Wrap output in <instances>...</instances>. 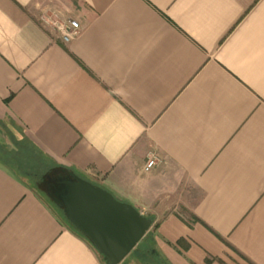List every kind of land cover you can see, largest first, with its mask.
Masks as SVG:
<instances>
[{
  "label": "crops",
  "instance_id": "crops-1",
  "mask_svg": "<svg viewBox=\"0 0 264 264\" xmlns=\"http://www.w3.org/2000/svg\"><path fill=\"white\" fill-rule=\"evenodd\" d=\"M9 123L151 219L164 264H264V0H0ZM0 264L105 263L0 164Z\"/></svg>",
  "mask_w": 264,
  "mask_h": 264
},
{
  "label": "water",
  "instance_id": "water-1",
  "mask_svg": "<svg viewBox=\"0 0 264 264\" xmlns=\"http://www.w3.org/2000/svg\"><path fill=\"white\" fill-rule=\"evenodd\" d=\"M60 198L46 194L62 209L66 220L103 257L105 264H120L151 226V219L130 204L116 200L107 190L71 173Z\"/></svg>",
  "mask_w": 264,
  "mask_h": 264
},
{
  "label": "rangeland",
  "instance_id": "rangeland-1",
  "mask_svg": "<svg viewBox=\"0 0 264 264\" xmlns=\"http://www.w3.org/2000/svg\"><path fill=\"white\" fill-rule=\"evenodd\" d=\"M22 136L27 137L20 131L19 127L13 123L0 124V156L4 158L2 161L4 164L3 166L30 186L61 218H63V214L59 207L48 197L45 189L48 177H52L56 167L54 164L51 165L50 161L45 160L36 153H32L30 148L28 149V147L22 145L24 143L21 140ZM11 137L14 141L10 139ZM17 140L21 141L19 144L22 145L18 149L15 148L14 143ZM1 148L3 149V153ZM4 151H7V153ZM185 206L189 207V204H180L177 211L181 216L187 218L189 216V211ZM148 233L144 235L145 238L143 237L131 253H129L131 256L137 254L135 258L137 260L139 258V262L135 259L128 260L130 258V256H128L125 262L126 264H164V261L160 258L159 253L156 252L152 242L147 239Z\"/></svg>",
  "mask_w": 264,
  "mask_h": 264
},
{
  "label": "trees",
  "instance_id": "trees-1",
  "mask_svg": "<svg viewBox=\"0 0 264 264\" xmlns=\"http://www.w3.org/2000/svg\"><path fill=\"white\" fill-rule=\"evenodd\" d=\"M12 141H14L13 139H12V137L10 138ZM9 139V140H10ZM24 143L22 144V145H24L25 147H28V149L30 148L31 149V152L32 153H36V154H38L39 156H41V157H43L45 160H47V161H50V163H51V165H53L54 163L41 151V150H39L38 148H37V146L31 141V140H29L27 137H25V136H22V139H21ZM19 142H21V141H19V140H17L16 142H14L15 143V148H20L22 145L21 144H19ZM2 149V148H1ZM5 153H7V151H4ZM2 153H3V149H2ZM6 158V157H5ZM3 157H1L0 156V164L3 166L4 164H3ZM54 166L56 167V170L57 169H61V167H58V166H56L55 164H54ZM3 167H5V166H3ZM7 169V168H6ZM9 171V170H8ZM10 172V171H9ZM12 172V171H11ZM10 172V173H11ZM11 174H13L14 176H16L14 173H11ZM17 177V176H16ZM61 211V210H60ZM62 212V211H61ZM63 214V213H62ZM63 218L65 219V221H66V223H68L71 227H72V229H74V231H76L79 235H81V236H83L79 231H77L67 220H66V218H65V216H64V214H63ZM149 235H148V238L147 239H149L151 242H152V244H153V246L155 247V242H154V239H153V236H152V232H150V233H148ZM84 237V236H83ZM145 238V237H144ZM142 249V248H141ZM155 250H156V248H155ZM142 251V250H141ZM157 252V251H156ZM131 253V252H130ZM99 256H100V258H101V260L103 261V263H104V260H103V257L99 254ZM128 256H130V258L128 259V260H136L137 262H139L138 260H140L139 258H138V260L135 258L136 256H137V254L136 255H132L131 256V254H129ZM128 256L123 260V262L121 263V264H126L125 262H126V260H127V258H128Z\"/></svg>",
  "mask_w": 264,
  "mask_h": 264
},
{
  "label": "flooded vegetation",
  "instance_id": "flooded-vegetation-1",
  "mask_svg": "<svg viewBox=\"0 0 264 264\" xmlns=\"http://www.w3.org/2000/svg\"><path fill=\"white\" fill-rule=\"evenodd\" d=\"M71 173L73 172L65 169L54 170L52 177H48L45 189L47 186H49L50 195L60 198L61 192L64 191L66 188V184L70 181H74L73 177L71 176Z\"/></svg>",
  "mask_w": 264,
  "mask_h": 264
},
{
  "label": "built area",
  "instance_id": "built-area-1",
  "mask_svg": "<svg viewBox=\"0 0 264 264\" xmlns=\"http://www.w3.org/2000/svg\"><path fill=\"white\" fill-rule=\"evenodd\" d=\"M53 27H55L57 30H59L60 34H61V38L67 42L70 39H72L73 37H75L79 30V24L75 21V20H69L67 22L66 26H60V25H56V22L53 21ZM157 163V159L154 156H151L147 159V161L144 164V170L145 171H149L150 169H152Z\"/></svg>",
  "mask_w": 264,
  "mask_h": 264
}]
</instances>
